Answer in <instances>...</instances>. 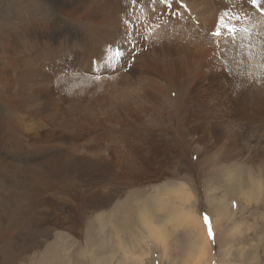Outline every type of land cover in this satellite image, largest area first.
Listing matches in <instances>:
<instances>
[{
    "label": "rangeland",
    "instance_id": "374dc122",
    "mask_svg": "<svg viewBox=\"0 0 264 264\" xmlns=\"http://www.w3.org/2000/svg\"><path fill=\"white\" fill-rule=\"evenodd\" d=\"M41 1L0 0L2 44L30 23L18 15L56 25L36 11ZM84 5L59 22L84 41V55L76 60L74 47L49 90L26 91L11 53L0 64V264H48L61 244L51 264H139L143 254L142 264H187L185 223L165 224L166 244L145 224L168 220L161 198L178 211L172 190L181 187L190 193L184 207L203 224L209 217L212 264H264V8L251 0ZM58 34L49 36L64 50L69 33ZM143 59L149 74L130 76ZM125 201L134 210L128 223L113 216Z\"/></svg>",
    "mask_w": 264,
    "mask_h": 264
},
{
    "label": "bare ground",
    "instance_id": "6f19581e",
    "mask_svg": "<svg viewBox=\"0 0 264 264\" xmlns=\"http://www.w3.org/2000/svg\"><path fill=\"white\" fill-rule=\"evenodd\" d=\"M42 1H41L42 4H39V5L38 3H35L38 8L36 9V11H40L44 13L48 12L49 14H51L54 21H56L55 24L57 25V28L55 27L56 25L53 26V24L49 25L45 23L46 21L41 22V24L40 23L37 24L34 16L26 12V11H30L31 8L28 7L27 4H23L24 2L23 1L22 2L23 5L20 7L22 9L21 14L27 13L28 17L26 18L25 15L23 16L18 15V17L23 22L28 21L30 23L29 24L27 23L24 26L21 25L19 27L20 32H11L9 35L10 40L8 44H2L0 40V64L3 63L5 56L9 57L11 53V55L16 58V65L19 68H21L22 71L24 72L25 81L21 82V85H23L26 91L29 89H34L38 91L39 93L44 92L46 90L45 87L49 90L48 86L53 82L52 78L53 77L55 78V76L51 72L55 73V72H58L59 69H66L65 66L68 63L67 58L72 56L73 50H75V48L78 50L76 53L77 57L75 56V59L78 60L79 58H81L79 56L83 53V50L81 51V49L85 45L84 41L78 37L79 42L82 45V47L77 45V43L74 42L73 40L72 32L70 30L66 31L68 29L62 26H59V22H60V18L65 17L67 14L68 15L71 14L72 11L75 13L80 12V10L82 9V6L88 0H77V2L76 0H42ZM2 2L6 3L5 0L4 1L2 0ZM84 11H85L84 15H86L87 7L85 5H84ZM102 11H103V8L101 6H98L96 8V12L92 11V15L99 17L101 16ZM46 18H48V14L46 15ZM32 28H35V29H32ZM58 28H64L65 31L60 32ZM51 33L52 34L59 33L56 37H54L56 40H58L60 36H63L64 34L69 33V36L64 38L66 39L65 42L67 41L66 47H65L66 49L64 50L62 49L61 47L62 45L60 44V41H58V45L56 44V42H54V39L52 38V36L51 37L49 36V34ZM119 37L121 39V35ZM49 39H51L53 44L48 43L47 45L46 44L42 45V41L49 40ZM32 44L35 47V52L32 51ZM52 45H55L56 47L54 48ZM119 45H120V50L122 51V53H126V56H128L127 54L131 52L132 44L130 43V40L124 39L123 34H122V40L119 41ZM70 46L73 48L69 49L71 48ZM84 52H86V48ZM40 55L43 57L41 58L42 59L41 64L39 63V61L36 62V60L38 59V56ZM83 55L84 53L82 54V56ZM143 61H145V59L139 60L137 64L133 65L132 69L130 68V71H129L130 73L128 74L132 77H138V76H143L145 74H149V72H145L141 70L144 68L148 70V65H146L145 67L146 63H143ZM135 73H139L140 75L135 74ZM12 80L13 78H11V81ZM146 81L148 80L143 81L144 85L146 84ZM4 82H6L8 86H10L11 84L8 76L4 77L3 83ZM136 85H141V84L138 83ZM137 94L138 93L136 92V95ZM128 96H132V95H125L122 98H125ZM80 163H81L80 164L81 167H79L78 170L84 173L86 170H88V168L86 167L84 163L82 162ZM60 176H63V178H67L68 172L65 171L61 173ZM172 191L173 192L175 191L174 195L177 196L180 202L179 206L177 207L175 206V208L178 209V211L176 213H172L174 211V207L169 205L168 199L167 200H164L162 198L159 199L158 200L159 204L167 205L166 210L169 214L168 220L164 222V218L159 217L158 219H156L155 225L151 226L149 220L145 219V224L149 228L150 234L156 237L158 243L166 244L167 237H168L167 235L168 233L166 231L167 230L166 225H168V221L171 220L174 223L176 222L185 223L193 234V239H192L190 250H189L190 254H187V257L189 258V262L187 264H212L214 263L215 260L212 257L210 258L211 244H210V239L206 234L205 224H203V221L200 219L199 215L194 214V212L190 210L191 209L190 206L184 207V204L188 202V200L190 199V193H188L184 189V187L175 188ZM149 203H151L154 206L156 205L154 200H152L151 202L149 199ZM114 213L115 215L113 216L118 217L117 220H120L123 223H128L134 217V210L132 206L129 204V201H125L123 203H117V205L114 208ZM98 217L99 218L97 222L99 223V226L101 227V229H104L107 223L105 222L106 221V219L104 218L105 216L100 215ZM102 223L103 225L105 223V225L102 226ZM62 240H64L62 237H58L56 239V242H61ZM61 245H59L60 250L57 249L58 247L57 246L54 248H50V250L47 252L48 258L50 259L48 264L52 263L51 262L52 257H57L59 255L58 253L62 251ZM137 256H139V254H137ZM143 256L144 254L139 256L140 259L139 258L137 259V262L139 264H142ZM207 256L209 257L207 258Z\"/></svg>",
    "mask_w": 264,
    "mask_h": 264
},
{
    "label": "snow or ice",
    "instance_id": "6c2138e0",
    "mask_svg": "<svg viewBox=\"0 0 264 264\" xmlns=\"http://www.w3.org/2000/svg\"><path fill=\"white\" fill-rule=\"evenodd\" d=\"M155 2V0H154ZM160 2H166V0H160ZM251 3L253 4L254 7L256 6H259L260 8H264V0H251ZM227 31L229 33H234L236 30L232 27H228L227 28ZM215 35L219 36L220 33L217 32L215 33ZM116 55H119V53H117ZM204 222H205V225L208 226V235L210 238H214V234L212 232V228H211V224H210V221H209V217L207 215L204 216Z\"/></svg>",
    "mask_w": 264,
    "mask_h": 264
}]
</instances>
